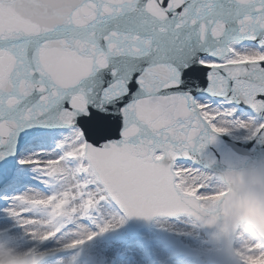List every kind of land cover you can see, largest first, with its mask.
Returning a JSON list of instances; mask_svg holds the SVG:
<instances>
[{"label":"snow or ice","instance_id":"obj_1","mask_svg":"<svg viewBox=\"0 0 264 264\" xmlns=\"http://www.w3.org/2000/svg\"><path fill=\"white\" fill-rule=\"evenodd\" d=\"M257 153L264 0H0V264H255Z\"/></svg>","mask_w":264,"mask_h":264},{"label":"water","instance_id":"obj_2","mask_svg":"<svg viewBox=\"0 0 264 264\" xmlns=\"http://www.w3.org/2000/svg\"><path fill=\"white\" fill-rule=\"evenodd\" d=\"M247 159L250 163L243 167L242 184L237 188L244 197L238 210L243 214L247 225L264 233V209L254 202L264 200V155L257 153Z\"/></svg>","mask_w":264,"mask_h":264},{"label":"bare ground","instance_id":"obj_3","mask_svg":"<svg viewBox=\"0 0 264 264\" xmlns=\"http://www.w3.org/2000/svg\"><path fill=\"white\" fill-rule=\"evenodd\" d=\"M166 227L169 228L170 230L171 229H181L185 231L186 228L188 227V224L184 221H180L176 223L167 224ZM201 237L203 238V241H206L208 239L203 233H201ZM237 240L241 241V244L242 243L246 244L250 242L247 232H245L244 226H241L240 232L236 235V241Z\"/></svg>","mask_w":264,"mask_h":264},{"label":"rangeland","instance_id":"obj_4","mask_svg":"<svg viewBox=\"0 0 264 264\" xmlns=\"http://www.w3.org/2000/svg\"><path fill=\"white\" fill-rule=\"evenodd\" d=\"M242 226L245 227V232H247V235L249 237L250 236V228L247 225H242ZM185 231L194 233L195 230L188 226ZM200 241H203V238L201 236H200ZM188 243H192L193 245H198L201 247L204 246V244H201L199 241H188ZM240 245H241V241L237 240L236 246H240ZM255 264H264V260L256 261Z\"/></svg>","mask_w":264,"mask_h":264}]
</instances>
